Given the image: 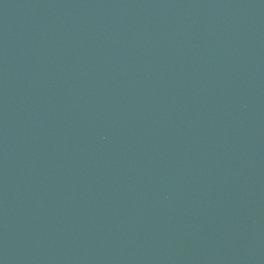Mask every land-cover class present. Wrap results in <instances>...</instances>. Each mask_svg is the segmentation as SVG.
Returning a JSON list of instances; mask_svg holds the SVG:
<instances>
[{"label": "water", "instance_id": "1", "mask_svg": "<svg viewBox=\"0 0 264 264\" xmlns=\"http://www.w3.org/2000/svg\"><path fill=\"white\" fill-rule=\"evenodd\" d=\"M0 264H264V0H0Z\"/></svg>", "mask_w": 264, "mask_h": 264}]
</instances>
